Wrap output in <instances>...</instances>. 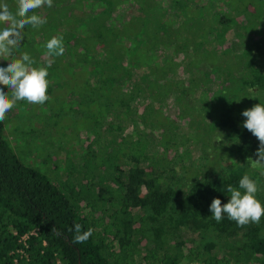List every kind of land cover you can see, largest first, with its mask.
Segmentation results:
<instances>
[{
    "label": "trees",
    "instance_id": "obj_1",
    "mask_svg": "<svg viewBox=\"0 0 264 264\" xmlns=\"http://www.w3.org/2000/svg\"><path fill=\"white\" fill-rule=\"evenodd\" d=\"M183 1L189 0L175 5ZM39 16L47 23L34 29L43 32L45 45L63 36L64 54L50 59L47 94L66 92L67 109L53 120L78 125L76 139L63 127L64 150L78 155L83 172L70 159L64 178L23 162L0 122V264H264V216L238 227L226 215L217 223L209 211L214 198L229 201L227 186L238 188L245 174L258 182L256 198L264 204V167L252 162L259 141L242 127V112L264 104L261 45L257 55L247 49L244 75L232 88L222 83L200 101L202 108L209 102L217 108L208 124L186 97L215 70L202 82L170 79L172 68L186 74L208 56L202 50L211 45L214 27L202 26L191 7L179 18L164 0H53L52 10ZM167 51L169 59L157 55ZM177 94L178 117L209 151L207 160L187 165L191 139L159 104ZM215 127L232 144L235 164L212 153ZM107 133L116 140L109 154L102 145ZM75 224L81 232L93 230L85 243H73Z\"/></svg>",
    "mask_w": 264,
    "mask_h": 264
},
{
    "label": "rangeland",
    "instance_id": "obj_2",
    "mask_svg": "<svg viewBox=\"0 0 264 264\" xmlns=\"http://www.w3.org/2000/svg\"><path fill=\"white\" fill-rule=\"evenodd\" d=\"M0 3H6L10 11L15 13L17 0H0ZM175 4V0H164V6L172 15L183 18L184 10L191 7V14L195 13L196 20L197 18H201L202 22L200 23L202 26L208 23L214 27L209 37L211 45L206 46L202 50L207 52L208 56L205 57V62L201 63L200 69L198 67H191L186 71V74H183L184 70L176 67L172 68L173 71L170 75V79L174 83L181 81V79L187 82L193 80L195 76L202 82V80H207L208 74L211 73L210 70H215L211 74L213 77L210 82L204 83L206 85L201 83L196 91H193L192 94L190 92L189 98L188 96L186 97L195 107L199 106L204 121L208 122V124H213L217 108L211 107V102L202 108L199 105L200 101L206 99L207 95L213 91L217 93L218 86L222 85V83L228 84V89L232 88L233 83L231 81L237 80L244 75L246 63L244 56L249 47L252 46L255 52L256 44L261 45L262 51L259 52L260 55L258 56H261V60H264V4L256 1L252 3L251 0H189L183 1L180 6H176ZM51 10L52 7L45 5L34 10V13L36 15H47ZM31 13L33 12H30L29 15ZM218 21L222 23L218 25ZM41 35H43L42 31L37 32L31 25L26 26L22 46L16 50L13 58L18 59L23 53L27 52L35 61L32 67H47L49 60L53 56L51 57L46 54V49L44 48L45 42ZM257 53L255 52L256 55ZM157 55L161 59H169L173 54L167 51ZM175 59L179 63L183 60V55L180 58L176 56ZM206 59H210L211 62L215 61L219 68L206 62ZM8 62L7 60H0V67H6ZM187 64H189L188 60L182 66L184 67ZM48 72L50 71L48 70ZM230 78L231 80L228 81ZM150 79L153 78L150 77ZM146 82H148V79ZM5 91H8L6 86ZM65 94V90L56 89V97H51L43 105L30 104L27 101H17L13 109L6 113L4 120L6 137L16 149L15 152L21 157L23 162H31L33 166L40 168L42 171H47L49 176H55L56 172L62 178L66 175L65 168L68 159L78 167V171L83 172L79 166L78 155L74 154L70 156L67 149L64 150V148H69L67 145L69 141L65 140V137H68L64 135L65 129L63 127H71V137L76 139L74 133L75 129H78V125L73 121L68 122L66 117L53 120V116L58 111L67 109ZM225 94L228 93L226 92ZM9 96H11L10 92ZM177 98L178 94L166 96L162 98L159 104L168 120L176 126L178 133L191 139L189 147L192 155L191 159L187 161V165L202 159L207 160V157H210L209 151H206L203 145L199 144V141L197 142L198 139L193 136L187 124L185 125L182 119L178 117L179 103ZM130 121L132 123L134 119H130ZM125 123L128 124V122ZM215 131L217 134L212 137L210 143L213 148L212 153L221 161L235 164L236 162H234V157L231 153L232 144L220 134L217 127H215ZM66 134L69 135V132H66ZM148 135L152 142L158 140L155 134H150L149 132ZM103 140L102 145L107 149L104 151L107 154L111 153V149L114 147V142L116 141L114 136L107 133L103 136ZM104 156L105 154L102 151L100 153V160Z\"/></svg>",
    "mask_w": 264,
    "mask_h": 264
},
{
    "label": "clouds",
    "instance_id": "obj_3",
    "mask_svg": "<svg viewBox=\"0 0 264 264\" xmlns=\"http://www.w3.org/2000/svg\"><path fill=\"white\" fill-rule=\"evenodd\" d=\"M47 5L53 6V0H17L15 13L10 11L6 3H0V60L9 61L6 67H0V122H3L17 101H27L30 104L43 105L50 99L47 94L49 80L48 68L52 62L49 60L47 67L35 68V61L25 52L14 59L24 41V30L31 25L35 29L47 23V19L32 14L34 10ZM46 54L49 56L63 55V36L52 37L45 45ZM5 86L8 91H5ZM9 92L11 96H9ZM242 116L246 117L242 127L250 131L259 141L256 151L257 159L253 160V167H264V104L259 103L252 108L245 109ZM224 191V190H223ZM260 191L258 182L245 174L239 180V187L229 184L226 192L230 194L227 203L222 204L221 199L214 198L209 211L210 216L217 223L221 222L225 215L229 220L235 221L238 227H245L251 223L259 224L264 216V204L256 198ZM82 225L75 224L69 231H74L73 243H85L93 230L89 228L81 232ZM53 231L56 229L53 227Z\"/></svg>",
    "mask_w": 264,
    "mask_h": 264
},
{
    "label": "built area",
    "instance_id": "obj_4",
    "mask_svg": "<svg viewBox=\"0 0 264 264\" xmlns=\"http://www.w3.org/2000/svg\"><path fill=\"white\" fill-rule=\"evenodd\" d=\"M27 239H28V236H25V237L22 239V242H25V243H26Z\"/></svg>",
    "mask_w": 264,
    "mask_h": 264
}]
</instances>
